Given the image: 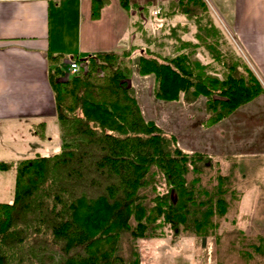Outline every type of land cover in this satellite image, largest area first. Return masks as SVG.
Instances as JSON below:
<instances>
[{
  "label": "trees",
  "instance_id": "1",
  "mask_svg": "<svg viewBox=\"0 0 264 264\" xmlns=\"http://www.w3.org/2000/svg\"><path fill=\"white\" fill-rule=\"evenodd\" d=\"M171 9L170 16L194 23L197 43L182 40L187 27L176 24L169 29L171 56L152 53L146 40L145 48L86 57L85 74L52 87L59 151L0 161L1 172L15 171L13 198L0 203V264H139L137 240L165 225L205 234L209 218L224 216L229 176L217 175L211 188L200 176L209 173L206 166L219 167L220 157L185 152L172 134L144 120L129 84L132 56L140 76L154 77V99L204 97L207 127L264 90L244 63L214 45L217 32L202 0H178ZM203 45L212 60L228 62L202 65L195 56ZM43 127L33 125L40 140ZM123 236L131 243L128 257L121 255ZM252 247L264 256L263 244Z\"/></svg>",
  "mask_w": 264,
  "mask_h": 264
},
{
  "label": "crops",
  "instance_id": "2",
  "mask_svg": "<svg viewBox=\"0 0 264 264\" xmlns=\"http://www.w3.org/2000/svg\"><path fill=\"white\" fill-rule=\"evenodd\" d=\"M205 1L209 3V0ZM213 1L232 25V31L227 35L211 19L217 32L214 45L222 54L226 51L232 53L234 63L240 59L231 47L233 39V44L246 56L243 62L259 71L260 82L264 85V0ZM177 2L127 0V8H124L120 0H0V148L13 146L14 157L21 159L22 155H32L26 158L44 155L52 140L60 147L59 132L58 139L55 132H45V139L40 140L34 134L33 125L43 124L46 130L56 128L52 87L54 83L68 80L67 61H84L96 54L121 52L131 45L146 47L140 44V39L143 43L148 40L147 48L152 52L155 40L151 33H146L147 25L138 19V10L153 20L158 19L152 15L158 7L168 22L175 15L185 19L168 29L178 23L194 27V23L182 14L170 16L171 6ZM213 13L217 17L215 11ZM184 38L182 40L197 43L188 36ZM197 50L202 54L207 51L204 45ZM200 62L202 65L215 63L223 66L228 61L205 56ZM55 68L60 73L56 74ZM255 100L240 106L227 122L218 124L221 134L218 138L223 144L217 141L205 150L183 145L181 148L227 159L264 157V131L255 136L247 131L256 117L252 107Z\"/></svg>",
  "mask_w": 264,
  "mask_h": 264
},
{
  "label": "rangeland",
  "instance_id": "3",
  "mask_svg": "<svg viewBox=\"0 0 264 264\" xmlns=\"http://www.w3.org/2000/svg\"><path fill=\"white\" fill-rule=\"evenodd\" d=\"M209 3L207 7L214 25L221 32L225 31L228 35V32L232 31L228 16L223 15L213 5V0H209ZM153 8H151V11ZM214 11L217 17L214 16ZM138 12V19L143 21L144 25H147L146 33H151L153 35L152 39L155 40V42L153 41L152 53L158 54L160 58L171 56L174 52L175 40L174 38L171 39L172 33L168 28L176 22L185 21V19L181 15H175L176 17L171 22H168L160 13L158 19L154 18L153 20L147 17L144 11L138 10ZM195 29V26L190 25L186 31L180 30L181 39H185L184 36H188V38L193 40L194 37L192 38V36L193 32L196 31ZM227 41L230 42L228 39ZM140 44L144 45L145 43L140 39ZM231 47L235 49L240 59L239 62L243 64L242 54L236 50L233 43H231ZM199 50L201 51V49ZM134 53L137 52L135 51ZM231 54L227 51L225 52V55L229 56ZM136 56V54L132 56L131 67H133L131 68L129 84L133 88L135 99L136 101L138 100L139 104H137L138 106L140 105V113L144 120L153 121L164 132L172 135L176 133L173 136L176 138L180 149H182L183 145L205 150L217 141L223 144L221 139L218 138L221 134L217 128L221 121L209 127L202 125V122L207 118L204 112L205 98L198 97L193 103H186L182 97L178 101L172 102L154 99V77L152 75L140 76L138 74ZM205 56H210L207 51L206 54H202L196 50L195 57L197 59L202 61ZM213 65L216 66L215 63ZM246 66L260 81L259 71L253 70L248 65ZM261 86L264 90V85ZM258 97L261 98L258 99ZM255 99L256 104H252V107L256 117L253 118L252 124L247 127V131H250L253 136L260 135L264 131V94L258 95ZM252 107L249 108L251 109ZM222 121L227 122L228 117ZM45 128H43V139L46 137L45 132H55V137L58 139L57 126L47 130ZM13 136H16V134L13 133ZM48 145L49 149L43 153L45 156L53 155L59 151V147L53 140ZM12 149L13 146L10 147V145L1 147L0 161L6 163L16 162L32 156L31 154L22 155L24 157H19L21 159H18L14 157ZM185 152L191 153V151ZM215 161L220 164L219 167L210 169V167L206 166L204 171H209V173L200 174V176L202 175L201 185L204 187L210 186L211 188V186L214 187L217 184V175L229 176L227 183L229 191L225 193V199L228 204L224 216L209 218L212 226L210 227V224L207 225L205 234L198 235L193 229L191 231L194 232H190L184 231L182 228H180L179 232H175L168 225H165L156 230L155 237L137 240L134 245L139 257V264H264V256L256 253L252 247L253 245H264V242H260L261 238L264 239V157L244 156L235 159L220 157V159H215ZM14 183L15 171L13 169L5 172L0 171V203H8L12 200ZM158 191L161 192L160 189ZM199 232L202 231L199 230ZM128 240L129 238L123 236L121 255L124 257L130 255L131 243Z\"/></svg>",
  "mask_w": 264,
  "mask_h": 264
},
{
  "label": "built area",
  "instance_id": "4",
  "mask_svg": "<svg viewBox=\"0 0 264 264\" xmlns=\"http://www.w3.org/2000/svg\"><path fill=\"white\" fill-rule=\"evenodd\" d=\"M158 11L155 12V14ZM87 71V65L86 63L83 62H76V61H68L67 63V68H66V73L67 76H78L80 74H84Z\"/></svg>",
  "mask_w": 264,
  "mask_h": 264
}]
</instances>
